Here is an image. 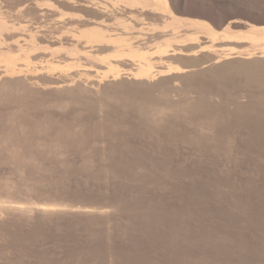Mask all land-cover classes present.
Returning a JSON list of instances; mask_svg holds the SVG:
<instances>
[{
    "label": "rangeland",
    "instance_id": "obj_1",
    "mask_svg": "<svg viewBox=\"0 0 264 264\" xmlns=\"http://www.w3.org/2000/svg\"><path fill=\"white\" fill-rule=\"evenodd\" d=\"M170 4L215 29L264 24V0ZM238 59L170 99L108 85L0 102V264H264V66Z\"/></svg>",
    "mask_w": 264,
    "mask_h": 264
},
{
    "label": "bare ground",
    "instance_id": "obj_2",
    "mask_svg": "<svg viewBox=\"0 0 264 264\" xmlns=\"http://www.w3.org/2000/svg\"><path fill=\"white\" fill-rule=\"evenodd\" d=\"M3 1L0 102L10 105L25 93H65L66 101L87 94L100 101L110 85L170 99L209 62L218 68L239 58L234 63L240 66H264V24L233 20L215 29L176 14L170 0ZM174 103L156 113L167 115Z\"/></svg>",
    "mask_w": 264,
    "mask_h": 264
}]
</instances>
